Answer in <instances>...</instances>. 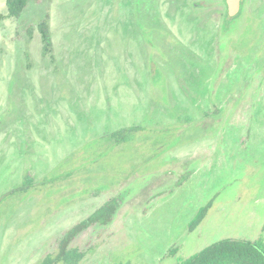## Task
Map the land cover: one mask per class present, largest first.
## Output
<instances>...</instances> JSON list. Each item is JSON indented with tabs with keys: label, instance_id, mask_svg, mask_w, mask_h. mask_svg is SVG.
Returning a JSON list of instances; mask_svg holds the SVG:
<instances>
[{
	"label": "rangeland",
	"instance_id": "374dc122",
	"mask_svg": "<svg viewBox=\"0 0 264 264\" xmlns=\"http://www.w3.org/2000/svg\"><path fill=\"white\" fill-rule=\"evenodd\" d=\"M228 10L29 0L14 17L0 0V264H66L61 239L107 205L69 244L78 264L264 242V0Z\"/></svg>",
	"mask_w": 264,
	"mask_h": 264
},
{
	"label": "trees",
	"instance_id": "16d2710c",
	"mask_svg": "<svg viewBox=\"0 0 264 264\" xmlns=\"http://www.w3.org/2000/svg\"><path fill=\"white\" fill-rule=\"evenodd\" d=\"M29 0H6L9 15L20 17ZM4 19V15L0 14V22ZM40 30L44 40V48L47 52L51 51L50 35L47 23L43 20L40 22ZM94 215L86 219L84 222L75 225L71 230L67 231L61 239L60 252L58 259H62L66 264H78L82 260L84 253L75 248H69V244L74 237L82 229L95 223L101 219L108 217L107 221H111L114 214V206H106ZM111 207V208H110ZM208 206L202 209L198 216L192 221L191 226H197L206 216ZM178 247L170 249V254L176 253ZM56 260L52 255H48L41 264H55ZM178 264H264V242L262 240H240L225 239L216 242L199 253L192 255Z\"/></svg>",
	"mask_w": 264,
	"mask_h": 264
},
{
	"label": "water",
	"instance_id": "95a60500",
	"mask_svg": "<svg viewBox=\"0 0 264 264\" xmlns=\"http://www.w3.org/2000/svg\"><path fill=\"white\" fill-rule=\"evenodd\" d=\"M243 1L244 0H227L229 8L228 15L232 17L240 13L242 10Z\"/></svg>",
	"mask_w": 264,
	"mask_h": 264
},
{
	"label": "flooded vegetation",
	"instance_id": "af4514ba",
	"mask_svg": "<svg viewBox=\"0 0 264 264\" xmlns=\"http://www.w3.org/2000/svg\"><path fill=\"white\" fill-rule=\"evenodd\" d=\"M241 13V12H240ZM240 13H238L237 15H235V16H232V18H235V17H237L238 15H240Z\"/></svg>",
	"mask_w": 264,
	"mask_h": 264
}]
</instances>
